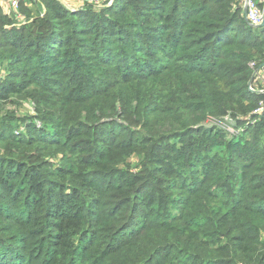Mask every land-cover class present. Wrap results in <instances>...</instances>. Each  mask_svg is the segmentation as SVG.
<instances>
[{"label": "trees", "instance_id": "1", "mask_svg": "<svg viewBox=\"0 0 264 264\" xmlns=\"http://www.w3.org/2000/svg\"><path fill=\"white\" fill-rule=\"evenodd\" d=\"M26 1L0 7V103H38L0 120V264H264V25L240 0Z\"/></svg>", "mask_w": 264, "mask_h": 264}, {"label": "rangeland", "instance_id": "2", "mask_svg": "<svg viewBox=\"0 0 264 264\" xmlns=\"http://www.w3.org/2000/svg\"><path fill=\"white\" fill-rule=\"evenodd\" d=\"M113 1L114 0H108L106 2L104 1L101 3L100 6H102L104 4H110ZM255 1L260 5H262V3H263L262 0H255ZM25 2L28 3L26 0H25ZM240 2H241V0H240ZM21 5H23V4H21ZM21 5H20V7H21ZM85 6H88V5H85ZM85 6H79V7H76L75 9L80 8V7H85ZM90 6H92V5H90ZM241 6H242V3H241ZM20 7H19V9H20ZM245 18H246V14H245ZM16 23H17L16 18H14L12 16L10 25H13ZM1 25L2 24H0V26ZM8 49H10V48L6 47L4 49H0V54L1 53L4 54ZM1 61H3V57H2V59H0V62ZM256 85H257L256 87H249V89H257V90L264 92V84H262L260 82H256ZM36 108L38 109V103L34 98L27 97L23 94H13L7 100L2 101L0 103V120L2 121L3 125L9 126L10 129H12L13 127H17V129L24 132L25 131L24 121L27 119L28 116L37 114L38 110H36ZM34 120H35V118H34ZM36 123L39 126L42 125V123L40 122V120L38 118H37ZM227 126L228 127L226 129L228 131H234V127H232V123L228 124ZM34 152H36V151H31V153H34ZM59 152H61V150L59 148L50 147L47 150V152L42 154V156L49 154V156H47L46 159L49 161H52L55 164H58L59 158L62 156V153H59ZM132 162L135 163L136 160H133ZM262 238L264 240V236ZM261 243L264 244V241H261Z\"/></svg>", "mask_w": 264, "mask_h": 264}, {"label": "built area", "instance_id": "3", "mask_svg": "<svg viewBox=\"0 0 264 264\" xmlns=\"http://www.w3.org/2000/svg\"><path fill=\"white\" fill-rule=\"evenodd\" d=\"M7 1L13 9H17L20 0H0V3ZM66 5L75 9L79 6L92 5L100 6L102 2L108 0H62ZM262 5L258 4L255 0H241L242 8L246 10V20L253 26H259L264 20V0ZM256 82L264 84V64L255 72ZM251 87V86H250ZM254 90V89H253ZM264 109V101L260 103V106L254 111V113H260Z\"/></svg>", "mask_w": 264, "mask_h": 264}, {"label": "crops", "instance_id": "4", "mask_svg": "<svg viewBox=\"0 0 264 264\" xmlns=\"http://www.w3.org/2000/svg\"><path fill=\"white\" fill-rule=\"evenodd\" d=\"M0 7L4 10L7 15L12 18H16L17 21H24V15H22L17 9H13L7 1H3L0 3ZM29 8H31V4H29Z\"/></svg>", "mask_w": 264, "mask_h": 264}, {"label": "water", "instance_id": "5", "mask_svg": "<svg viewBox=\"0 0 264 264\" xmlns=\"http://www.w3.org/2000/svg\"><path fill=\"white\" fill-rule=\"evenodd\" d=\"M243 12H244V15L246 14V10L245 9H243ZM246 19V18H245ZM264 25V20H263V22L261 23V25L260 26H263ZM251 83H252V79L250 80V82H249V86L251 85Z\"/></svg>", "mask_w": 264, "mask_h": 264}]
</instances>
